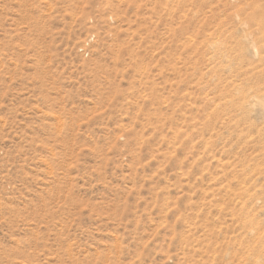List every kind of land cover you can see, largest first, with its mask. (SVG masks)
<instances>
[{"label":"rangeland","instance_id":"rangeland-1","mask_svg":"<svg viewBox=\"0 0 264 264\" xmlns=\"http://www.w3.org/2000/svg\"><path fill=\"white\" fill-rule=\"evenodd\" d=\"M259 95L264 0H0V264H264Z\"/></svg>","mask_w":264,"mask_h":264},{"label":"bare ground","instance_id":"bare-ground-1","mask_svg":"<svg viewBox=\"0 0 264 264\" xmlns=\"http://www.w3.org/2000/svg\"><path fill=\"white\" fill-rule=\"evenodd\" d=\"M256 105H258L259 107L264 109V97L263 96L259 95V97H258V99L256 101Z\"/></svg>","mask_w":264,"mask_h":264}]
</instances>
